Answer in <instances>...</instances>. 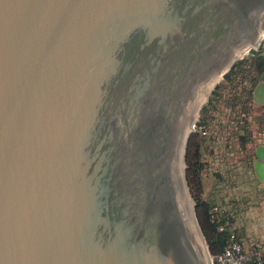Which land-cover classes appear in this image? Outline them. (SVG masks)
I'll list each match as a JSON object with an SVG mask.
<instances>
[{
	"label": "water",
	"instance_id": "1",
	"mask_svg": "<svg viewBox=\"0 0 264 264\" xmlns=\"http://www.w3.org/2000/svg\"><path fill=\"white\" fill-rule=\"evenodd\" d=\"M263 35L264 0H0V264H213L183 141Z\"/></svg>",
	"mask_w": 264,
	"mask_h": 264
},
{
	"label": "trees",
	"instance_id": "2",
	"mask_svg": "<svg viewBox=\"0 0 264 264\" xmlns=\"http://www.w3.org/2000/svg\"><path fill=\"white\" fill-rule=\"evenodd\" d=\"M263 73L264 49L261 46L259 50H251L246 57L238 61L225 76L223 84L215 88L213 97L202 107L203 118L197 126L204 133H207L208 129L214 133L215 127L223 126L237 136L241 144V154L244 155L241 159L242 165L247 171L253 170L255 147L264 144V106L258 107L253 101L254 89ZM253 142L254 146L251 148ZM202 148L203 142L198 135H193L186 156L187 181L196 203L198 222L216 264V256L223 251L233 233L239 241L243 240L233 229L232 210L219 206L216 198L206 193Z\"/></svg>",
	"mask_w": 264,
	"mask_h": 264
},
{
	"label": "rangeland",
	"instance_id": "3",
	"mask_svg": "<svg viewBox=\"0 0 264 264\" xmlns=\"http://www.w3.org/2000/svg\"><path fill=\"white\" fill-rule=\"evenodd\" d=\"M223 82L224 78L217 86L222 85ZM213 91L203 106L213 97ZM201 110L202 108L191 137L196 134L203 142L202 161L205 163L203 181L206 193L212 194L219 206L232 210L233 229L237 231L246 246L254 244L264 248V187L256 177L254 163L252 171L244 168L241 161L244 155L241 154L240 141L223 126L215 127L214 133L211 129H208L207 133L198 129L197 126L203 118ZM253 146L254 142L251 148Z\"/></svg>",
	"mask_w": 264,
	"mask_h": 264
},
{
	"label": "built area",
	"instance_id": "4",
	"mask_svg": "<svg viewBox=\"0 0 264 264\" xmlns=\"http://www.w3.org/2000/svg\"><path fill=\"white\" fill-rule=\"evenodd\" d=\"M216 264H264V248L254 244L246 246L233 233L223 251L216 256Z\"/></svg>",
	"mask_w": 264,
	"mask_h": 264
},
{
	"label": "bare ground",
	"instance_id": "5",
	"mask_svg": "<svg viewBox=\"0 0 264 264\" xmlns=\"http://www.w3.org/2000/svg\"><path fill=\"white\" fill-rule=\"evenodd\" d=\"M213 88V84L208 88V90L205 92V94L203 95V97L200 99L198 105L196 106L193 114H192V117H191V120L189 122V125H188V128H187V131H186V134H185V137H184V141H183V147H182V173H183V179H184V183H185V188H186V192H187V197H188V200H189V203H190V206H191V210H192V213H193V216H194V219H195V222L197 224V228H198V231H199V234H200V237H201V241H202V244L204 245V238H203V235L199 229V225L197 223V220H196V216H195V212H194V201L188 191V188H187V184H186V180H185V162H184V148H185V141H186V137H187V134L193 130V125L196 123L197 121V118H198V115H199V110H200V107L202 106V104L204 102H206V100L208 99V97L210 96V93H211V90Z\"/></svg>",
	"mask_w": 264,
	"mask_h": 264
},
{
	"label": "crops",
	"instance_id": "6",
	"mask_svg": "<svg viewBox=\"0 0 264 264\" xmlns=\"http://www.w3.org/2000/svg\"><path fill=\"white\" fill-rule=\"evenodd\" d=\"M260 82H261V80H260ZM260 82H259V83H260ZM259 83H258V84H259ZM258 84H257V85H258ZM255 88H256V87H255ZM254 90H255V89H254ZM253 101H254V98H253ZM254 103H255V102H254ZM255 104H256V103H255ZM256 105H257V104H256ZM257 106H258V105H257ZM258 107H263V106H258Z\"/></svg>",
	"mask_w": 264,
	"mask_h": 264
},
{
	"label": "flooded vegetation",
	"instance_id": "7",
	"mask_svg": "<svg viewBox=\"0 0 264 264\" xmlns=\"http://www.w3.org/2000/svg\"><path fill=\"white\" fill-rule=\"evenodd\" d=\"M262 42H264V41H262Z\"/></svg>",
	"mask_w": 264,
	"mask_h": 264
}]
</instances>
